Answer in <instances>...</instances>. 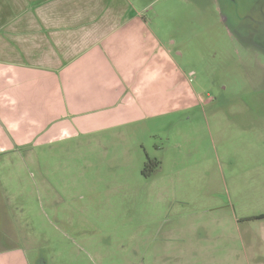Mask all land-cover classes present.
<instances>
[{
	"label": "rangeland",
	"instance_id": "rangeland-1",
	"mask_svg": "<svg viewBox=\"0 0 264 264\" xmlns=\"http://www.w3.org/2000/svg\"><path fill=\"white\" fill-rule=\"evenodd\" d=\"M150 1L191 108L124 132L130 143L101 133L1 156L0 248L28 264H205L189 255L205 222L218 259L264 264L258 224L235 222L264 214V0ZM146 157L160 164L148 179Z\"/></svg>",
	"mask_w": 264,
	"mask_h": 264
},
{
	"label": "crops",
	"instance_id": "crops-1",
	"mask_svg": "<svg viewBox=\"0 0 264 264\" xmlns=\"http://www.w3.org/2000/svg\"><path fill=\"white\" fill-rule=\"evenodd\" d=\"M152 2L0 0V157L68 141L96 145L101 133L130 143L124 132L191 108L187 73L146 16ZM261 216L235 222L258 224L264 248V219L251 220ZM208 228H197L201 248L190 257L234 264L206 246ZM171 234L184 239L182 230ZM0 264L28 261L22 248H0Z\"/></svg>",
	"mask_w": 264,
	"mask_h": 264
},
{
	"label": "trees",
	"instance_id": "trees-1",
	"mask_svg": "<svg viewBox=\"0 0 264 264\" xmlns=\"http://www.w3.org/2000/svg\"><path fill=\"white\" fill-rule=\"evenodd\" d=\"M159 166L160 164L158 161L146 157V161L144 162L143 168L141 170L142 177H144L145 179L150 178L153 175V173L158 169ZM262 219H264V216L256 217L251 220H262Z\"/></svg>",
	"mask_w": 264,
	"mask_h": 264
}]
</instances>
